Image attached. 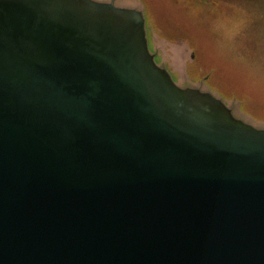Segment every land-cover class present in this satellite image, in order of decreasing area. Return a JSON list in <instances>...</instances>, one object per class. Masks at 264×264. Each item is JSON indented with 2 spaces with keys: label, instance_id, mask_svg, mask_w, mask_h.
Wrapping results in <instances>:
<instances>
[{
  "label": "water",
  "instance_id": "95a60500",
  "mask_svg": "<svg viewBox=\"0 0 264 264\" xmlns=\"http://www.w3.org/2000/svg\"><path fill=\"white\" fill-rule=\"evenodd\" d=\"M145 24L0 0V264H264V128L174 81Z\"/></svg>",
  "mask_w": 264,
  "mask_h": 264
},
{
  "label": "rangeland",
  "instance_id": "374dc122",
  "mask_svg": "<svg viewBox=\"0 0 264 264\" xmlns=\"http://www.w3.org/2000/svg\"><path fill=\"white\" fill-rule=\"evenodd\" d=\"M141 10L157 63L264 128V0H96Z\"/></svg>",
  "mask_w": 264,
  "mask_h": 264
}]
</instances>
